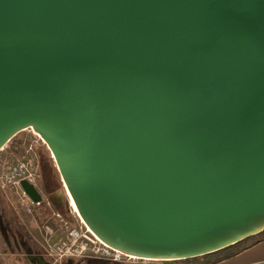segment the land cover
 Masks as SVG:
<instances>
[{"label":"water","instance_id":"95a60500","mask_svg":"<svg viewBox=\"0 0 264 264\" xmlns=\"http://www.w3.org/2000/svg\"><path fill=\"white\" fill-rule=\"evenodd\" d=\"M25 129L126 254L264 231V0H0V150Z\"/></svg>","mask_w":264,"mask_h":264},{"label":"built area","instance_id":"2783aa9c","mask_svg":"<svg viewBox=\"0 0 264 264\" xmlns=\"http://www.w3.org/2000/svg\"><path fill=\"white\" fill-rule=\"evenodd\" d=\"M37 177L31 158L17 160L1 168L0 185L10 187L25 205V209L31 212L33 207L40 206L43 202L50 206V202L43 198ZM21 180L30 182L43 199L32 201L23 191ZM79 221L72 224L65 220L58 211L52 210L43 221L35 222L39 232L36 240L44 254L52 259V264H62L67 259H99L116 264H170L173 261L140 258L126 254L99 240L80 218Z\"/></svg>","mask_w":264,"mask_h":264},{"label":"rangeland","instance_id":"374dc122","mask_svg":"<svg viewBox=\"0 0 264 264\" xmlns=\"http://www.w3.org/2000/svg\"><path fill=\"white\" fill-rule=\"evenodd\" d=\"M31 158L34 163L35 172L38 175L39 189L43 195L45 201L50 202L48 206L43 202L40 206L32 208L31 212L25 209V205L21 203L18 196L13 192V190L6 186L1 187L0 185V232L4 235L11 237H16L17 234L24 236V229L31 231L34 236V226L35 222L39 223L40 219L51 210H57L56 204H54L55 193L53 191L58 190L62 195V200L58 202L61 205V215L62 217L72 224H76L79 221V216L73 210L70 205V201L66 194L65 188L58 171L56 169L55 163L51 157V153L48 150L46 144L36 135L31 129H25L18 132L10 141L0 150V170L5 164L13 163L17 160H25ZM47 178L49 183L50 193L45 191L44 179ZM46 209V210H45ZM39 210H45L40 216L38 214ZM49 214V213H48ZM24 228V229H23ZM35 251L41 258L46 262L52 264V259L46 256L42 248H36ZM85 259H67L62 264H84ZM99 260V259H98Z\"/></svg>","mask_w":264,"mask_h":264},{"label":"crops","instance_id":"0c3cea01","mask_svg":"<svg viewBox=\"0 0 264 264\" xmlns=\"http://www.w3.org/2000/svg\"><path fill=\"white\" fill-rule=\"evenodd\" d=\"M45 210H39L38 214L41 216ZM47 211L49 214L52 212V210L51 212H49V210ZM48 213L46 214L45 212L40 222L49 215ZM8 231V235L10 236L0 232V263L35 264V257L38 256L35 249L41 248L36 240L39 237L36 225L34 226V233H36V236L28 229H24V236L17 234L16 237H11L12 234L10 230ZM213 264H264V239L235 255L224 258Z\"/></svg>","mask_w":264,"mask_h":264},{"label":"trees","instance_id":"16d2710c","mask_svg":"<svg viewBox=\"0 0 264 264\" xmlns=\"http://www.w3.org/2000/svg\"><path fill=\"white\" fill-rule=\"evenodd\" d=\"M50 182H47V178L44 179V188H45V191H47V192L50 190L49 189V186H50L49 183ZM50 192H51V190L48 193H50ZM53 192L55 193V198H56L54 200V204H56L55 206H57L56 207L57 210L61 213V210H60L61 205H59L58 202L62 200V195L56 189ZM263 239H264V231H262L258 234H255L253 236H250L244 240H241V241H239L233 245H230V246L223 248L221 250H218L216 252H213V253H210L207 255H203V256L193 257V258L173 260L170 264H213V263L220 261L224 258L235 255V254L241 252L242 250L254 245L255 243H257ZM83 261H84V264H116V263H112L109 261L98 260V259H85Z\"/></svg>","mask_w":264,"mask_h":264},{"label":"bare ground","instance_id":"6f19581e","mask_svg":"<svg viewBox=\"0 0 264 264\" xmlns=\"http://www.w3.org/2000/svg\"><path fill=\"white\" fill-rule=\"evenodd\" d=\"M67 194V193H66ZM68 196V195H67ZM68 199H69V201H70V205H71V207L73 208V210L76 212V214L79 216V218L81 219V221H83L82 220V218H81V216L79 215V213L77 212V210L75 209V207H74V205H73V203L71 202V200H70V198L68 197Z\"/></svg>","mask_w":264,"mask_h":264}]
</instances>
